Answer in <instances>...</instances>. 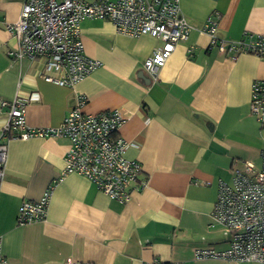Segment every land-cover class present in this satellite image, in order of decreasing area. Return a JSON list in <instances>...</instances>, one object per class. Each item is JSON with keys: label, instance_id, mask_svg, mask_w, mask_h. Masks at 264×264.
<instances>
[{"label": "crops", "instance_id": "1", "mask_svg": "<svg viewBox=\"0 0 264 264\" xmlns=\"http://www.w3.org/2000/svg\"><path fill=\"white\" fill-rule=\"evenodd\" d=\"M23 2L0 0V125L8 120L3 102L18 95L27 99L26 123L35 128L58 126L81 94L86 113L119 109L126 120L118 132L132 144L126 156L142 165L145 185L120 203L83 175H63L69 138L10 140L0 186L8 264H224L195 253L229 247L211 215L220 183L232 184V164L262 166L264 127L251 114L250 88L264 80V58L220 52L201 27L218 14L217 34L226 41L264 35V0H181L192 29L156 76L143 67L163 45L160 38L131 37L110 19L87 18L80 32L85 52L101 64L73 88L46 81L43 59L10 56L18 40L8 26ZM55 180L46 218L18 224L22 202L38 201Z\"/></svg>", "mask_w": 264, "mask_h": 264}, {"label": "built area", "instance_id": "2", "mask_svg": "<svg viewBox=\"0 0 264 264\" xmlns=\"http://www.w3.org/2000/svg\"><path fill=\"white\" fill-rule=\"evenodd\" d=\"M181 0H24L19 19L9 24V31L18 44L10 50L14 58L44 60L43 78L73 88L89 76L101 62L88 56L81 38V22L87 18L110 19L118 33L131 37L150 35L163 45L151 54L144 69L156 76L174 51L175 45L186 40L191 25L181 12ZM217 16H210L203 32L210 36L211 46L237 58L250 53L264 58V35L245 34L237 41L220 38ZM192 51V50H190ZM251 114L264 127V80L251 86ZM85 95H78L71 109L58 126L31 127L26 123L27 99L15 96L4 101L9 108L8 120L0 125V186L5 173L9 141L33 137H67L70 145L65 154L63 175L77 173L90 179L111 199L120 203L130 200L131 192L144 186L140 180L142 165L126 156L132 144L118 131L126 117L119 110L95 114L84 112ZM262 166L251 161L242 167L232 164V184L221 182L212 212L213 222L229 237L225 250L200 248L198 258H214L238 264H264V150ZM139 183V184H138ZM57 181L48 184L38 201H24L19 208L20 225L43 221ZM0 264H8L1 252ZM65 264H90L68 260ZM143 264H180L152 260Z\"/></svg>", "mask_w": 264, "mask_h": 264}, {"label": "rangeland", "instance_id": "3", "mask_svg": "<svg viewBox=\"0 0 264 264\" xmlns=\"http://www.w3.org/2000/svg\"><path fill=\"white\" fill-rule=\"evenodd\" d=\"M223 261H226L224 264H238V263H232V261H228V260H223Z\"/></svg>", "mask_w": 264, "mask_h": 264}]
</instances>
